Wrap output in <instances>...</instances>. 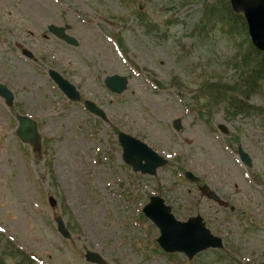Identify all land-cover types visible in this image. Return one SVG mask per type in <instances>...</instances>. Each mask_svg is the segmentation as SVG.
<instances>
[{"label":"rangeland","instance_id":"obj_1","mask_svg":"<svg viewBox=\"0 0 264 264\" xmlns=\"http://www.w3.org/2000/svg\"><path fill=\"white\" fill-rule=\"evenodd\" d=\"M204 1L0 0V82L14 94L11 107L0 96L3 264H17L6 247L27 252L36 264H94L84 259L87 250L109 264H264V114L232 115L199 98L203 81L236 82L246 49L245 34L213 24ZM51 23L69 25L78 45L49 33ZM51 68L81 101L66 98ZM112 74L128 78L121 94L103 83ZM87 99L106 120L85 109ZM245 99L264 107V83ZM17 114L37 121L39 153L16 136ZM119 131L167 163L153 175L134 172L122 159ZM239 145L250 167L238 157ZM186 170L228 206L202 196ZM158 188L177 219L200 214L223 248L191 260L163 254L158 229L142 217ZM57 216L70 239L57 231Z\"/></svg>","mask_w":264,"mask_h":264},{"label":"water","instance_id":"obj_2","mask_svg":"<svg viewBox=\"0 0 264 264\" xmlns=\"http://www.w3.org/2000/svg\"><path fill=\"white\" fill-rule=\"evenodd\" d=\"M231 7L242 13L246 19L247 30L250 41L257 50L264 53V0H230ZM69 26L59 27L53 24L48 25L47 29L63 39L70 45L77 46L75 38L66 33ZM30 56L29 53H27ZM48 74L62 90V92L71 100L78 101L80 99L79 92L76 87L66 80L60 73L54 69H50ZM128 79L125 76L117 74L107 76L104 79L105 86L113 93L120 94L127 88ZM0 96L5 99L8 106L13 104L14 95L4 84L0 83ZM85 108L91 113L106 119L104 112L92 101H85ZM18 127L16 134L23 143L32 145L33 150L38 152L41 149V135L38 132L37 122L27 115H17ZM181 119L173 121V126L176 129L181 128ZM223 132H227L223 125H220ZM118 141L122 147L123 160L132 165L134 171H141L145 174H153L158 167L166 164V160L159 156L154 150L147 146L142 141L135 137L120 132ZM239 157L248 166L251 165V159L243 151L242 147L238 148ZM185 176L190 181H198L199 178L192 172L186 171ZM199 190L203 196H207L219 202L225 203L213 190L209 189L206 184L200 186ZM50 204L54 206L53 197L49 198ZM144 215L151 220L160 231L157 242L160 247L167 253L180 252L193 258L197 252L211 248H220L223 245L221 238L213 235L210 229L206 228L204 218L197 214L196 216L188 217L187 220H177L171 212V207L165 204V200L160 196H151L147 204L142 208ZM57 229L60 234L65 237H70V232L67 229L61 217L56 218ZM87 261L97 264H107L104 259L95 252L87 251L85 254Z\"/></svg>","mask_w":264,"mask_h":264},{"label":"trees","instance_id":"obj_3","mask_svg":"<svg viewBox=\"0 0 264 264\" xmlns=\"http://www.w3.org/2000/svg\"><path fill=\"white\" fill-rule=\"evenodd\" d=\"M203 9L209 20H213V24L219 25L221 29L228 28L231 32H243L245 34L246 49L241 52L242 54L236 63L235 69L238 72L236 82L203 81L202 86H200L201 94L199 98L200 96L207 98L204 106H211L212 108L216 104L222 105L225 111L232 115L238 113L264 114V107L255 106L245 99L260 92L261 85L264 83V54L257 50L249 40L245 18L241 13L232 10L230 0H205ZM219 21L225 25H221ZM51 161L50 158L47 159L49 170ZM158 189V192L162 194V190ZM62 206L65 211H68L66 205ZM74 226H76L75 223ZM74 226L70 225L72 230H75ZM6 249V252L17 260V264H36L27 252L18 248L6 247ZM0 264H3L1 255Z\"/></svg>","mask_w":264,"mask_h":264}]
</instances>
